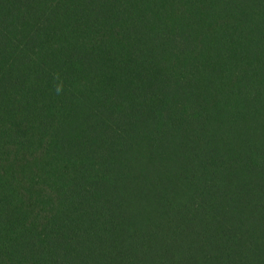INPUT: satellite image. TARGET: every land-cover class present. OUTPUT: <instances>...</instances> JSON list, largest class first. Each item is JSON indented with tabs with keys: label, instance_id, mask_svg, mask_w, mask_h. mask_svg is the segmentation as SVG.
Instances as JSON below:
<instances>
[{
	"label": "trees",
	"instance_id": "trees-1",
	"mask_svg": "<svg viewBox=\"0 0 264 264\" xmlns=\"http://www.w3.org/2000/svg\"><path fill=\"white\" fill-rule=\"evenodd\" d=\"M0 264H264V0H0Z\"/></svg>",
	"mask_w": 264,
	"mask_h": 264
},
{
	"label": "clouds",
	"instance_id": "clouds-1",
	"mask_svg": "<svg viewBox=\"0 0 264 264\" xmlns=\"http://www.w3.org/2000/svg\"><path fill=\"white\" fill-rule=\"evenodd\" d=\"M60 90H61L60 88L57 89L58 92H59Z\"/></svg>",
	"mask_w": 264,
	"mask_h": 264
}]
</instances>
